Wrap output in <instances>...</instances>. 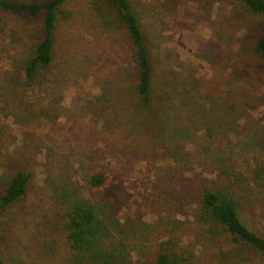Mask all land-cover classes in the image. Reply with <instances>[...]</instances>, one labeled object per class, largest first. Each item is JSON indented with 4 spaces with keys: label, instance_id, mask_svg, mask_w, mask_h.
Listing matches in <instances>:
<instances>
[{
    "label": "rangeland",
    "instance_id": "rangeland-1",
    "mask_svg": "<svg viewBox=\"0 0 264 264\" xmlns=\"http://www.w3.org/2000/svg\"><path fill=\"white\" fill-rule=\"evenodd\" d=\"M128 3L152 67L146 108L125 28L92 0L59 9L52 65L31 83L43 16L0 9V196L17 172L34 175L0 214V258L97 264L60 230L87 205L104 221L102 252L120 264H155L161 250L174 264H264L198 217L197 193H227L264 237V58L254 51L264 16L238 0ZM96 167L110 178L100 192L85 180Z\"/></svg>",
    "mask_w": 264,
    "mask_h": 264
},
{
    "label": "trees",
    "instance_id": "trees-1",
    "mask_svg": "<svg viewBox=\"0 0 264 264\" xmlns=\"http://www.w3.org/2000/svg\"><path fill=\"white\" fill-rule=\"evenodd\" d=\"M67 0H47L41 2H17L0 0V9L8 12L24 13L32 18L43 16V37L35 47L34 56L25 66V77L29 83L33 82L40 70L48 69L53 62V50L56 43L57 14ZM249 11L264 16V0H238ZM96 9L106 10L114 15L126 31V38L130 44L132 58L137 66L136 94L139 103L146 107L151 105L152 67L148 58L143 34L137 18L130 9L128 0H92ZM256 55L264 58V23L261 34L256 42ZM87 189L100 192L110 184V178L101 167L90 171L86 177ZM34 175L30 172L19 171L7 183L4 193L0 196V214L23 198L32 186ZM198 184V181H194ZM178 188V187H177ZM184 184L179 183L177 190L183 191ZM199 193L198 217L209 220L221 226L232 236L235 242L251 247L264 255V237L249 228L242 220L237 203L223 191L203 188ZM77 201V200H76ZM90 206H76L68 219L60 224V230L65 235L66 246L74 253L89 251L93 254L97 264H120L109 252H102L101 246L105 239L103 219H99ZM0 264H4L0 258ZM155 264H174L171 256L161 250Z\"/></svg>",
    "mask_w": 264,
    "mask_h": 264
}]
</instances>
